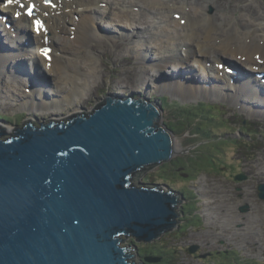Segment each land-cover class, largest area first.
Wrapping results in <instances>:
<instances>
[{
  "label": "water",
  "instance_id": "obj_1",
  "mask_svg": "<svg viewBox=\"0 0 264 264\" xmlns=\"http://www.w3.org/2000/svg\"><path fill=\"white\" fill-rule=\"evenodd\" d=\"M160 110L137 93L111 94L88 115L27 123L5 140L0 128V264H134L126 238L171 231L179 194L133 184L173 154ZM257 191L264 200V183Z\"/></svg>",
  "mask_w": 264,
  "mask_h": 264
},
{
  "label": "rangeland",
  "instance_id": "obj_2",
  "mask_svg": "<svg viewBox=\"0 0 264 264\" xmlns=\"http://www.w3.org/2000/svg\"><path fill=\"white\" fill-rule=\"evenodd\" d=\"M102 1L104 2L99 3L97 10L99 12L107 10L109 15L100 13L95 15L94 33L100 41L96 40V44L93 45V49L89 53V57L97 59L96 75L92 79H88L86 90L78 96L76 104L78 109L71 113L64 109L48 113L40 109L14 108L11 106L13 101L19 105L25 101L18 96V92H23V88L19 86L20 84L17 85L16 79L11 82L9 78L8 81L6 77H2L0 78L1 85L12 84L19 90L15 95L13 92H7L9 98L0 97V103H7L6 106L0 104V128L5 129L3 138L12 134L16 127L22 128L27 123L39 127L40 124L49 123V120L58 123L61 120L66 121L67 118L74 115L91 114L93 109L104 102L107 95L126 96L137 93L151 101L159 99L163 120L161 122L160 117V126L164 123L165 128L173 132L172 136L180 143L181 150L172 154L169 161L154 167H147L143 173L138 172L137 176H134L133 184L138 185L141 181L150 185L167 186L179 194L178 199L181 195L183 203L176 205L179 216L176 221L180 222L176 224L178 227H173L167 234L165 233L147 244L136 243L133 238H129L130 253L133 255L130 261L140 264V256L143 259L154 260V262L148 263L155 264L158 262L157 257L160 256L161 261L158 264H187L192 261L193 264H232V261L222 260L213 250L223 240L224 243L221 245L224 249L238 251L240 257L253 259V264H264V259L262 263H258V258L264 256V229L258 227L260 225L264 227V216L259 214L264 212V200L258 197L257 191L258 185L264 183V178L259 176L264 172V162L258 160L261 152L256 157V153L264 148V123L251 120H264V114L255 113L258 115L257 117H260L256 118L252 115L254 112L251 110L252 108L242 110L240 105L223 98L225 96H220V98L196 96L186 101L173 98L170 90L154 88L152 83L146 85L148 79H145L144 82L143 74L147 64L138 68L136 61H131L129 64L113 62L109 56L110 54H116L119 57L134 56L135 52L132 50L135 48L134 41L141 44L143 42L138 38L127 42L124 48L117 46V42L120 40V31L110 21V17L117 16L125 19V11L135 14L136 20L146 21L147 19L151 22H159L157 12H163L165 5L170 4L171 8L166 10L170 11L166 13V20L169 21L170 28H172V21L175 19L171 13L180 14L181 11L176 6L184 5L193 12L195 10V16L204 18L205 21H211L210 17L213 16V21L216 24L224 26L221 27V31H230L233 34L234 28L238 27V24L234 23L242 8L258 6L257 17H260L261 20H255V22L264 24V3L261 4L257 0H125L126 3L122 6L120 3L117 4L118 0ZM119 1L122 2V0ZM133 5L136 6L133 7ZM147 7L151 9V13H148ZM109 27L113 28L108 32L103 31ZM143 27L145 26L139 28ZM1 29L4 33L3 28ZM241 29L244 31L254 30L249 25L238 30ZM199 30L202 29L199 28ZM242 33L246 32L238 34L242 35ZM69 35L72 38L71 34ZM138 48L140 47L138 46ZM83 52L86 53L87 49ZM82 59L86 60L84 57ZM158 60L164 61L162 53L152 62ZM29 65L33 70L38 69L33 68L32 63ZM192 71L194 72V70ZM187 72L189 71L187 70ZM165 74H169V71L156 74L155 82L157 84L168 82L169 80L162 77ZM43 78L48 81L45 76ZM27 82L23 78L25 86ZM49 91L51 94L55 92L50 89ZM26 94L29 96L28 93ZM1 95L3 96V94ZM58 95L61 97L60 92ZM230 148H235V152L227 153L226 151H230ZM240 175L245 176V179L237 180V176ZM219 184L225 189H219ZM207 194H212L216 201L217 199L221 200L222 204L218 209H222V211L215 213V205H209L208 201H205ZM244 207H246V211L240 212L239 208ZM228 211L234 218L226 217ZM245 228L248 229L247 233L244 231ZM253 228L260 231L256 238L258 243H251L246 237L249 232L255 233ZM233 229L232 237H224L226 232ZM206 237L210 239H205ZM133 245H137L138 250ZM194 245H198V249L206 246L205 249L201 248L202 250L198 252L202 260H195L196 258L192 259L190 256L195 251L191 249L190 251L193 252H188V249ZM158 249H162L163 253H155V250ZM224 249L221 248L223 253ZM137 252L139 256H137Z\"/></svg>",
  "mask_w": 264,
  "mask_h": 264
},
{
  "label": "bare ground",
  "instance_id": "obj_3",
  "mask_svg": "<svg viewBox=\"0 0 264 264\" xmlns=\"http://www.w3.org/2000/svg\"><path fill=\"white\" fill-rule=\"evenodd\" d=\"M52 1L57 6L53 11H50L45 4L39 5L38 17L43 21L45 31L38 36L31 34L33 43L29 37L28 42L25 41L27 35L24 31L31 32V29L34 28L33 24L30 25V21L24 17H20L17 21L13 22L11 30L3 33L0 28V78L6 77L7 80L9 78L11 82H14L16 79L17 85L20 84L19 86L23 88V92H18L19 90H17L15 85L0 84V97L9 98L7 92H13L14 95L18 92V96L22 97L21 99H25V101H22L20 105L13 101L11 106L14 108L40 109L48 113L64 109L68 113H71L78 109L76 107L77 98L86 90L88 79H92L96 75L97 59L92 56L89 57L90 50L93 49V45L97 42L96 40H99L94 33L96 25L95 15L97 13L109 15V11L99 12L97 10L99 3L104 2L102 0ZM257 1L261 4L264 3V0ZM106 3L109 4V2ZM119 3L123 6L126 2L125 0H122V2L118 0L117 4ZM176 7L181 13L178 20L172 21V28H170L169 21L166 20V13L170 12L166 10L171 8L170 4L165 5L163 12H157L159 22H151L147 19L146 21L136 20L135 14L129 11H125V19L111 16L110 21L120 31V40L117 42L118 47L123 46L124 48L127 42L133 39L140 38L141 41L143 40L142 44L134 41L135 48H132L135 52L134 56L119 57L116 54H110L109 56L112 61L124 64L136 61L138 68L147 64L146 71L143 74L144 82L146 81L145 79H148L146 85L152 83L154 88H161L166 91L170 90L169 92H171L173 98L186 101L196 96H213L217 98L225 96L223 98H227L232 103L240 105L242 110L252 108L251 110L254 111L252 115L260 118L255 113L264 114V93L258 94L256 92L258 87L250 80H244L247 77L245 74L252 73V71L254 75L257 72H264V24L255 22V20H261L260 17H257L259 7L250 6L249 8H242L238 19L234 23L235 25L238 24V27L234 28L235 32L233 34L230 31H221V27L224 26L216 24L213 21V16L210 17L211 21H205L204 18L195 16V10L193 12L187 6L180 5ZM147 11L148 13L152 12L149 7H147ZM172 14L176 15V12H172ZM1 23L0 21V26ZM247 25L254 28V30H238ZM141 26L145 27L140 29L139 27ZM155 26L157 27L155 28ZM112 28L109 27L103 31L108 32ZM199 28L202 30L200 31ZM241 32L246 33L239 35L238 33ZM69 34H71L72 38L69 37ZM14 35L16 36L14 37ZM42 36L48 37L50 42L48 46L52 47V53L50 54L52 57L51 66H49L47 59L42 56L47 62L45 64V71L42 68V64L40 62L36 63L35 59L37 54L40 53L35 49L37 48L35 45L39 47L45 46ZM260 40L261 42H258ZM179 47L183 48L180 49ZM86 49L87 52L84 53L83 51ZM161 53L164 61L158 60L152 62ZM221 55L237 59L245 66H248V68H238L239 71L237 73H241L240 75L243 78H238V80L242 81L240 85H230L225 79L210 83L201 74H197L187 68L189 67L188 64L191 65L193 63L203 67L206 57L218 59L221 58ZM83 57L86 60H83ZM232 61L234 62V60ZM34 62L38 64L36 67L38 69L31 71L29 70V64L32 63L34 65ZM215 63L217 62L215 61ZM201 69L203 70V68ZM201 69L199 70L202 71ZM82 70L83 72L81 73ZM165 71H169V74H165L162 77L169 81L157 84L155 82L156 74ZM40 72L44 75L40 74ZM244 72L245 74H243ZM150 77L153 78L151 79ZM256 77L260 80V85L264 90L263 78L258 74ZM23 78L32 85L31 89H29V96L24 92V88L28 86L23 84ZM49 89L55 90V92L51 94ZM59 92L61 97H58L60 96L58 95ZM0 104L6 106L7 103L2 102ZM251 120L264 123V120L261 119ZM158 123L160 124V120ZM1 139L5 140L3 137ZM175 139L172 136L173 155L181 150L180 143ZM226 152L229 154L234 153L235 148ZM260 152L261 155L258 157V160L264 162V148L256 153V157ZM259 176L264 178V172L260 173ZM218 187L219 189L224 188L221 184ZM178 201L181 200L179 199ZM205 201H208L209 205H215V213L222 211V209H218L219 205L222 204L221 200L217 199L216 201L212 194H207ZM226 217L234 218V216H230L229 211ZM175 227H178V225H175Z\"/></svg>",
  "mask_w": 264,
  "mask_h": 264
},
{
  "label": "flooded vegetation",
  "instance_id": "obj_4",
  "mask_svg": "<svg viewBox=\"0 0 264 264\" xmlns=\"http://www.w3.org/2000/svg\"><path fill=\"white\" fill-rule=\"evenodd\" d=\"M180 200H181V196H180V198H179ZM178 206V205H177ZM239 211L240 212H242V213H244L245 211H241L240 210V208H239ZM259 214H261L262 216H264V212H262V213H259ZM178 222H180V221H176V224L178 223ZM236 225H238L239 226V224H236ZM252 225V224H251ZM258 227H261L262 229H264V227L263 226H258ZM247 230L248 229H246L245 228V233H247ZM253 230L255 231V233L254 232H249L248 234H247V238L249 239L248 241H250L251 243H254V242H256V243H258L257 242V240H256V238L259 236V233H260V231L259 230H257V228H253ZM234 229L233 230H231V231H228V232H226V235L224 236V237H227V238H229V237H232L233 235H234ZM206 233V232H205ZM165 234V233H164ZM163 234V235H164ZM166 234H167V232H166ZM205 239H210L209 237H206ZM247 241V242H248ZM224 242H223V240L221 241V244H223ZM216 245L215 246V248L213 249L215 252H217V254H218V256L222 259V260H224V261H226V262H233L232 264H253V259H248V258H243V257H240L239 255V253H238V251H236V250H230L229 248H227V249H224L223 247H222V245ZM198 245H194V246H191L189 249H188V252H193V251H195L194 253H192L193 255H191L190 254V256L192 257V259H193V257L194 258H196L195 260H202V257L201 256H199L198 255V252L200 251V250H202V249H205L206 248V246H204V247H200V249H198ZM251 247H253V246H251ZM202 248V249H201ZM207 248H209L210 250L212 249V248H210V247H207ZM221 248L222 249H224L225 251H224V253L222 252V250H221ZM258 248H260V247H258ZM185 249V248H184ZM191 249H194L193 251H190ZM198 249V250H197ZM156 252H161V253H163V250L162 249H158V250H155V253ZM165 252H166V250H165ZM148 253V252H147ZM160 253V254H161ZM165 254V253H164ZM147 257H150V256H147ZM157 259H158V262L157 263H155V264H158V263H160V261H161V257L159 256V257H157ZM263 259H264V256H262V257H259L258 258V263H262V261H263ZM242 260V261H241ZM141 262V264H151V263H148V262H145L144 260H141L140 261ZM194 262L192 261V263L190 262V263H187V264H193ZM257 263V262H256Z\"/></svg>",
  "mask_w": 264,
  "mask_h": 264
},
{
  "label": "clouds",
  "instance_id": "obj_5",
  "mask_svg": "<svg viewBox=\"0 0 264 264\" xmlns=\"http://www.w3.org/2000/svg\"><path fill=\"white\" fill-rule=\"evenodd\" d=\"M158 101H159V99H158ZM159 103H160V101H159ZM161 104V103H160ZM100 106V105H99ZM161 106V105H160ZM161 113H162V110H160V117H161ZM159 120H160V118H159ZM62 121V120H61ZM61 121H59L58 123H60ZM47 124H50V122L49 123H47ZM163 126H164V123L162 124ZM24 127V126H23ZM22 127V128H23ZM165 127V126H164ZM3 130V129H2ZM171 134V133H170ZM165 191L166 192H168V190L167 189H165ZM161 237V236H160ZM129 238H131L132 239V237L131 236H129L128 238H126L125 239V242H124V245L125 246H127V253H128V255L129 256H131V258H129L130 260L133 258V255H131V249H130V245H129V243H128V240H129ZM134 239V238H133ZM136 241V240H135ZM136 243H138L137 241H136ZM145 244H147V243H145ZM133 247H135V248H137V250H138V247H137V245H133ZM137 256H138V252H137ZM140 258V260H139V263L141 264V260H144L143 258H141V257H139ZM145 261V260H144ZM132 262V261H131ZM134 264H136L135 262H133Z\"/></svg>",
  "mask_w": 264,
  "mask_h": 264
},
{
  "label": "snow or ice",
  "instance_id": "obj_6",
  "mask_svg": "<svg viewBox=\"0 0 264 264\" xmlns=\"http://www.w3.org/2000/svg\"><path fill=\"white\" fill-rule=\"evenodd\" d=\"M19 2H20V0H6V3H7L8 5H11V4H13V3H19ZM23 6H24V5H21V7H23ZM27 14H28L29 16L32 15V10H31V8H29ZM16 15L19 16L20 13H16ZM37 24H39V22H37ZM45 55H47V52H46V51H45Z\"/></svg>",
  "mask_w": 264,
  "mask_h": 264
},
{
  "label": "trees",
  "instance_id": "obj_7",
  "mask_svg": "<svg viewBox=\"0 0 264 264\" xmlns=\"http://www.w3.org/2000/svg\"><path fill=\"white\" fill-rule=\"evenodd\" d=\"M170 131V130H169ZM171 132V131H170ZM173 132H171V134H172ZM139 256V255H138ZM140 257V256H139ZM142 258V257H141Z\"/></svg>",
  "mask_w": 264,
  "mask_h": 264
}]
</instances>
